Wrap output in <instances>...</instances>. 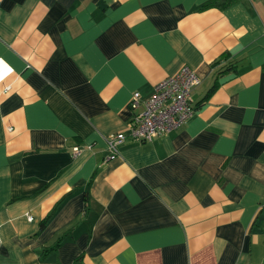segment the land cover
Wrapping results in <instances>:
<instances>
[{"label":"crops","instance_id":"1","mask_svg":"<svg viewBox=\"0 0 264 264\" xmlns=\"http://www.w3.org/2000/svg\"><path fill=\"white\" fill-rule=\"evenodd\" d=\"M211 1L0 0V264H264V0ZM184 65L193 114L110 155Z\"/></svg>","mask_w":264,"mask_h":264},{"label":"built area","instance_id":"2","mask_svg":"<svg viewBox=\"0 0 264 264\" xmlns=\"http://www.w3.org/2000/svg\"><path fill=\"white\" fill-rule=\"evenodd\" d=\"M201 79L189 66L184 65L173 74L160 80L153 93L142 100L138 91L133 92L128 106L132 117L128 132H119L106 139L110 155L118 153V145L129 138L135 141H149L181 126L194 112L192 90ZM78 147H73L74 154Z\"/></svg>","mask_w":264,"mask_h":264},{"label":"trees","instance_id":"3","mask_svg":"<svg viewBox=\"0 0 264 264\" xmlns=\"http://www.w3.org/2000/svg\"><path fill=\"white\" fill-rule=\"evenodd\" d=\"M210 5H215V6H220V0H212ZM234 67V65H220L219 61H216L214 63V69H215V73L217 76H219L222 72L229 70L230 68ZM217 80V79H216ZM217 86V81H215L213 83V85L209 88L207 94L205 95V97H207V95H209V93H211V91Z\"/></svg>","mask_w":264,"mask_h":264}]
</instances>
